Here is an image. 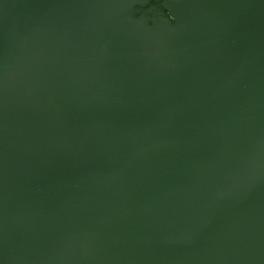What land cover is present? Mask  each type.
I'll return each mask as SVG.
<instances>
[{"label": "water", "instance_id": "obj_1", "mask_svg": "<svg viewBox=\"0 0 264 264\" xmlns=\"http://www.w3.org/2000/svg\"><path fill=\"white\" fill-rule=\"evenodd\" d=\"M151 1L0 0V264H264V0Z\"/></svg>", "mask_w": 264, "mask_h": 264}, {"label": "flooded vegetation", "instance_id": "obj_2", "mask_svg": "<svg viewBox=\"0 0 264 264\" xmlns=\"http://www.w3.org/2000/svg\"><path fill=\"white\" fill-rule=\"evenodd\" d=\"M154 1V0H152ZM150 2L146 7H136V13L138 16L145 15L150 18L163 17L173 22L172 17L168 11H166L161 5L162 0Z\"/></svg>", "mask_w": 264, "mask_h": 264}, {"label": "trees", "instance_id": "obj_3", "mask_svg": "<svg viewBox=\"0 0 264 264\" xmlns=\"http://www.w3.org/2000/svg\"><path fill=\"white\" fill-rule=\"evenodd\" d=\"M152 3H154V1H152Z\"/></svg>", "mask_w": 264, "mask_h": 264}]
</instances>
